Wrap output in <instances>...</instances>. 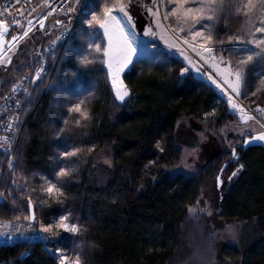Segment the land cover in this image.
Returning a JSON list of instances; mask_svg holds the SVG:
<instances>
[{
	"label": "trees",
	"instance_id": "obj_1",
	"mask_svg": "<svg viewBox=\"0 0 264 264\" xmlns=\"http://www.w3.org/2000/svg\"><path fill=\"white\" fill-rule=\"evenodd\" d=\"M99 2L78 0L75 23L51 72L50 85L45 92L42 85L37 87L32 95L34 104L21 129L15 162L6 174V190L11 195L5 192L0 199V220L23 222L31 197L34 205L45 202L35 208L36 222L53 223L54 218L68 214L70 222L80 226L79 231L75 235L45 233V242L0 244V264H59L57 247L80 264H264V146L243 147L244 136L232 135L228 129L239 120L225 101L192 74L179 79L183 65L172 57L132 66L123 74L131 99L126 104L114 101L100 55L94 58L95 48H87L99 34L94 25L89 35L84 20L92 13L101 19ZM48 22L11 47L0 58V65L9 67L16 59L22 64L31 49L55 40L59 29L71 20L67 15H52ZM236 26L233 22L231 30ZM213 31L222 35L228 30L221 22L213 25ZM224 40L227 46L226 36ZM83 59L89 64L84 65ZM258 69L250 67V81L258 82ZM27 70L26 64L5 77L0 97ZM72 72L75 76L69 78ZM252 90L255 95L246 94L242 103L264 108V90ZM79 100L84 101L87 118L75 112L65 117L68 104ZM182 120L190 122L191 130L216 141L217 149L194 171L169 174L164 166L182 165V157L190 151L176 136ZM61 126L66 139L55 137ZM71 147H79L81 152L66 184H58L64 192L63 203L58 204L41 190L46 187L41 176L55 182L59 150ZM233 147L236 160L231 156ZM102 157L111 166L98 164ZM7 159L0 150V168L6 170ZM238 165L243 167L223 183L217 205L219 218L230 224L215 226L207 209L216 204V177L228 178ZM26 185L35 191L25 190ZM190 207L196 211L189 212ZM230 226L235 238L227 231Z\"/></svg>",
	"mask_w": 264,
	"mask_h": 264
},
{
	"label": "snow or ice",
	"instance_id": "obj_2",
	"mask_svg": "<svg viewBox=\"0 0 264 264\" xmlns=\"http://www.w3.org/2000/svg\"><path fill=\"white\" fill-rule=\"evenodd\" d=\"M168 2L173 5L170 15L175 21L174 31L181 33L182 26H187V31L182 32L178 37V39L183 41L182 47L165 40V44H167L169 49H175L183 57L181 63L184 66L179 68V79H186L193 71L202 79L206 77L207 81H210L211 85H214L227 98V104L233 110V114L241 111V106L238 103L240 98L245 97L246 94L255 95V91L252 89L264 90L262 88L264 86V74H256L258 82L250 81L249 76L250 66L255 64L257 59L264 63V0H168ZM113 7L116 6L104 7L103 19H98L96 13H92L91 18L84 20V23L88 25L89 35H91V29L94 25H98L99 28L103 29L106 43L95 44V53L100 54L102 52L103 65L106 67L107 76L114 89V101L126 104L131 99V95L123 86L120 74L128 69L129 66L150 61L155 55L166 57V53H158L157 41L144 38L159 35L160 39H164V34L163 32L157 33L150 26H145V24L151 25V20L145 21L143 16L130 14L134 7L132 0H129L127 4L118 6V12L122 14L123 19L113 14ZM67 11L71 13L73 11L72 7H68ZM71 19L72 17L68 16V20L70 21ZM164 19H169V14L166 13ZM221 22H223L224 28L228 31H225L222 35L218 32L214 34L212 25L219 26ZM233 22L237 25L234 31L230 27ZM55 23L60 25L61 21L57 20ZM159 23V21H156L157 27H159ZM2 24L3 21H0V25ZM171 24L172 21L170 20ZM140 30H142L143 36L138 34ZM3 35V29L0 28V36ZM224 36L227 37V46H225ZM81 38H84L82 34ZM19 39V36H13L10 45ZM249 45L253 47H249ZM93 46L92 42H88L87 48L89 51L93 49ZM188 48L196 53L198 57L196 62H193L189 56L185 55V50ZM217 52L220 54L219 57L216 55ZM82 63L88 65L89 61L83 59ZM213 69L215 71H212ZM72 76H75V72L70 73L69 78ZM67 95H72V93H67ZM83 104V100L69 103L64 114L65 117L67 113L75 112L81 117L87 118L88 114L83 109ZM256 111L264 114V108L259 105L256 106ZM204 115L208 117L209 113ZM254 119L255 117L252 116H244L245 121ZM68 123L69 121L65 118L63 124L66 125ZM75 123L79 124L80 120H76ZM256 123H260V121H256ZM261 127L264 128V124H261ZM221 131L223 132V129ZM68 132H71L70 128ZM64 133L65 127L61 126L55 132V137L57 139H66L63 135ZM252 140L264 142V131H255L253 129L248 132L243 139V144L247 145ZM157 147L160 148L159 141L157 142ZM88 151L91 152L92 148H89ZM160 151L163 152V148H160ZM195 151L196 149L193 148L191 152L182 157L185 161L182 164L184 169L191 168V165L186 162L187 156L192 155ZM80 152L81 149L79 147L59 150L58 163L54 170L55 182L47 175L41 176L44 184H46V187L41 186V190L46 192L48 197L55 200L58 204L63 203L60 197L64 195L62 187L58 186V184H66L70 174L74 171ZM231 156L232 158L237 157L235 147L232 148ZM9 159L11 160V157ZM105 164L111 166V161L105 160ZM151 164H153V161L150 160L149 165ZM176 167L179 168L181 165ZM239 167L242 168L243 165ZM164 171L172 174L175 169L165 165ZM237 171H233L228 179L231 180L236 176ZM156 178L158 177L153 179L155 180ZM221 185L222 179L218 175L215 187L220 188ZM25 190L35 191L34 188H29L27 185ZM21 195H23V192H21ZM0 197H3L2 192H0ZM12 203L16 205L17 201L13 199ZM44 203V201H38L34 205L33 199L31 197L28 198L27 215L23 217L24 221L29 222L27 228L34 230L35 225L32 222L36 219L35 208ZM194 211L196 209L189 208V212ZM200 211H203V209H200ZM79 228L80 226L77 223L70 222L68 214L59 215L58 219L54 218L53 223L40 225L41 232L51 233L53 236L58 235L60 232H68L75 235L78 233ZM17 231L22 237L25 235L19 228H17ZM227 231L233 232V237L235 238V232L231 227ZM55 251L59 254L62 249L57 247ZM59 264H67L66 256L60 255ZM76 264H80L79 260H77Z\"/></svg>",
	"mask_w": 264,
	"mask_h": 264
},
{
	"label": "rangeland",
	"instance_id": "obj_3",
	"mask_svg": "<svg viewBox=\"0 0 264 264\" xmlns=\"http://www.w3.org/2000/svg\"><path fill=\"white\" fill-rule=\"evenodd\" d=\"M128 2H129V0H100L99 8L101 10V19H103L104 7H106V6L111 7L113 5L118 7L120 4H127ZM132 3L134 5V7L132 10V13H130V14H136V15L143 16L145 21H147V20L152 21L151 25L145 24L146 26H150L152 28V30L155 31V25L153 22V17H155V15H153V13H155V14L157 13L166 22L167 26L172 31H174L175 21H174V18L170 15L171 14V8L173 7V5L170 4L168 2V0H132ZM77 4H78V0H76V6H77ZM76 6H75V11H76ZM116 7H113V8H116ZM166 13L169 14V19H167V20L164 19V16ZM170 20L172 21L171 25H170ZM46 25H49V22ZM46 25H45V27H46ZM212 27H213V25H212ZM18 28L19 27H13L11 29V33L17 32V30H15V31H13V30L18 29ZM95 30L99 34V37L92 40L94 48H95V44L105 43L102 33L98 30V25H95ZM186 31H187V26L183 25L181 28V33L186 32ZM174 33L178 36L181 35V33H178L175 31H174ZM257 35H259V34H257ZM144 38L152 39L151 37H144ZM189 39H190V37H189ZM43 40L45 41L46 39H43ZM153 40L157 41V43H158V50H157L158 53L163 52V53H166L167 57H172L171 54H169L166 51V49L162 46V44L157 39L153 38ZM54 41L55 40H51L44 47H42V43L40 42L36 48L30 50L28 58L26 60L24 59L22 64L20 63V60H18V62H17V59H16L14 61L13 65H11L9 67L8 66L6 67L4 65H0V83L5 79V77L7 79L11 75L16 74L17 68H19L21 66L23 68L26 66V64L28 66L30 59H34V52L38 48L43 49V48L47 47L49 44L53 43ZM249 47H253V46L249 45ZM99 55L101 58V63H102V68H103L102 52L100 54L95 53L94 58L98 59ZM216 55H217V57H219L220 54L217 52ZM160 58H161L160 55H155V56H153V58L150 61L154 62ZM251 66H257L259 68L257 70V73L264 74V63H261L259 59H257L255 64H253ZM104 72L106 74V80H107L108 86L110 87V90H111V86L109 85L107 73L105 70H104ZM111 92H112V90H111ZM239 102L241 103V105L246 107V109L250 108L252 110L251 111L248 109L247 111H249L250 113L252 112L253 113L252 117H255V119L245 121V120L240 119L238 117V115L235 113L237 119L239 120V123H231L230 124V126L228 127L230 133H232V135H242L245 138V135L248 132L252 131L253 129L255 131H264V128L261 127V124H264V114L258 113L256 111V106L247 107L246 105H244L241 101V98L239 99ZM261 108H263V107H261ZM229 109H230V107H229ZM256 121H260V123H256ZM190 126H191L190 122H188L187 120H182L181 122H179L177 127H176V136L180 142H182L186 147H188L190 149L189 152H191L193 148L196 149V151L192 155L187 156L186 162L191 165V168L184 169L181 165V167H179V168H177V167L173 168V169H175V171L173 173L180 172V171L185 172V173L192 172L195 169H197L200 165H202L208 158L212 157L216 153V149H217L216 141L208 138L206 135H204L202 133H199L198 130H194V129L191 130ZM253 134H255V132H253ZM242 146L245 147V144L242 143ZM236 158H233V159L236 160ZM105 160H107V159L102 157L97 161V163L104 165V166H106V165L108 166V164H105ZM14 162H15V159H14L12 164H14ZM239 166L240 165H238L234 169V171H237L238 169L240 170ZM4 170L5 169L0 168V176L4 173ZM218 175L221 176L222 185L224 182L229 180L228 178L225 179L221 174H218ZM5 176L6 175L4 173V176H2V178H4ZM8 184H9V179L7 180L6 188H7ZM222 185H221V187H222ZM221 187L216 188L217 193H216V198H215V202H214L216 204H214L212 207L207 209L209 216H210V220H211L212 224L215 226L222 225V224H225V225L230 224L228 222H225V220H221L219 218V214H218L219 213V206H217V205L219 204V201H220L221 196H222L221 195ZM5 192H7L8 195H11L10 190L3 191L2 192L3 195ZM33 223L35 225L34 230L27 228L28 223L25 221L14 222V221L0 220V244H12V243H15L18 241H36V240H41L42 242H45V238H44L45 233L40 231V225L41 224L39 222H36V220ZM17 228H19L20 231H23L25 233V235L23 237L19 234V232L17 231ZM9 237H11V238H9ZM60 255H63V254L59 253L56 255L57 259H58V263H59ZM66 259H67V264H76V262H77L76 260H73V259L68 258V257H66Z\"/></svg>",
	"mask_w": 264,
	"mask_h": 264
},
{
	"label": "built area",
	"instance_id": "obj_4",
	"mask_svg": "<svg viewBox=\"0 0 264 264\" xmlns=\"http://www.w3.org/2000/svg\"><path fill=\"white\" fill-rule=\"evenodd\" d=\"M75 6L76 0H0L2 25L8 30L19 27L23 34L51 15L72 17L70 24L56 33L54 43L34 52V59H30L27 72L0 97V150L8 158L5 175L11 170L21 129L34 104L32 95L36 94V88L41 85L42 92L49 87L51 72L71 35L75 23ZM68 7H72L71 13L67 11ZM6 35L4 32L3 36ZM7 180V176H0V192L6 190Z\"/></svg>",
	"mask_w": 264,
	"mask_h": 264
},
{
	"label": "bare ground",
	"instance_id": "obj_5",
	"mask_svg": "<svg viewBox=\"0 0 264 264\" xmlns=\"http://www.w3.org/2000/svg\"><path fill=\"white\" fill-rule=\"evenodd\" d=\"M113 14L114 15H118V18H120V19H123V16H122V14H120L119 12H118V7H116V8H113ZM153 15H155V17H153V22H154V25H155V31L157 32V33H161V32H163V34H164V39H160V36L159 35H157L156 37H151L152 39L154 38V39H157L161 44H162V46L166 49V51L169 53V54H171V56H174V57H176V58H178L179 60H183V57H181L180 55H179V53L175 50V49H169L168 48V46H167V44H165V40H168L169 42H171V43H175V44H177V46H183V41H182V39H178V35H176L175 33H174V31H172L168 26H167V24H166V22L161 18V16L159 15V14H155V13H153ZM156 21H159L160 23H159V27H157V24H156ZM100 29V32L102 33V35H103V29H101V28H99ZM138 34H140V33H138ZM141 35V34H140ZM104 37V36H103ZM146 39V38H145ZM104 42L106 43V40H105V38H104ZM185 55H187V56H189L192 60H193V62H196L197 60H198V57H197V55H196V53L195 52H193V51H191V49L190 48H188V49H186L185 50ZM106 68V67H105ZM212 71H215L214 69L212 70ZM106 73H107V70H106ZM196 77H199V78H201L197 73H195L194 71L192 72ZM120 78H121V80H123V72L120 74ZM202 79V78H201ZM108 80H109V85L111 86V89H112V91H113V93H114V89H113V86H112V84H111V81H110V79L108 78ZM203 80L204 81H206L208 84H210L211 85V82L210 81H207V79H206V77L205 78H203ZM119 86V85H118ZM123 86L127 89V87H126V85L124 84V81H123ZM212 87L215 89V91L218 93V94H220V95H222L223 96V94L221 93V91L220 90H218V89H216L215 88V86L214 85H212ZM223 99L227 102V98L225 97V96H223ZM238 103L240 104V106H241V111H237V112H235L237 115H238V117L240 118V119H242V120H244V116L245 115H247V116H252L253 115V113L251 112H249V111H247L248 109H246V107H244L243 105H241V103L239 102V100H238ZM229 106V105H228ZM230 110L231 111H233L231 108H230ZM249 110H251V109H249ZM252 111V110H251ZM253 141H257V142H262V141H259V140H253Z\"/></svg>",
	"mask_w": 264,
	"mask_h": 264
},
{
	"label": "water",
	"instance_id": "obj_6",
	"mask_svg": "<svg viewBox=\"0 0 264 264\" xmlns=\"http://www.w3.org/2000/svg\"><path fill=\"white\" fill-rule=\"evenodd\" d=\"M45 23H46V21L45 20H43L40 24H39V28H43L44 26H45ZM146 26V25H145ZM0 28H2L3 29V32L4 31H6V26L5 25H0ZM142 36H143V32H142V30H140V32H139ZM13 36H19L20 37V39H22V34L21 33H18V32H16V33H14V34H12V35H10L8 38H5V37H3V36H0V58L11 48V47H13L14 46V44H16L19 40H17L15 43H13V44H11L10 45V42H11V40H12V37ZM174 59H176V60H178L180 63H181V60H179L178 58H176V57H174V56H172ZM182 65L184 66V64L182 63ZM131 67L132 66H129V68L128 69H126L124 72H123V74L125 73V72H127V71H129L130 69H131ZM103 69L106 71V68H105V66L103 65ZM192 74V76L194 77V78H196V79H198V80H200V81H202V82H204L205 84H207L208 86H210L214 91H215V89L212 87V85H210V84H208L206 81H204L203 79H201V78H199V77H196L193 73H191ZM124 81V80H123ZM125 84V83H124ZM126 85V84H125ZM112 90V89H111ZM127 90L129 91V89L127 88ZM113 92V91H112ZM130 93V92H129ZM215 93L221 98V99H223V96L222 95H220V94H218L216 91H215ZM114 94V93H113ZM224 100V99H223ZM225 101V100H224ZM117 102V101H116ZM117 103H120V102H117ZM225 103L227 104V102L225 101ZM227 106H228V104H227ZM248 109H250V108H248ZM228 110H229V112L230 113H232L233 114V111H231L230 109H229V106H228ZM235 116H236V114H234ZM254 144H258V145H263L264 146V142H254L253 140L249 143V144H247V145H245V147H247V146H249V145H254ZM27 208V207H26Z\"/></svg>",
	"mask_w": 264,
	"mask_h": 264
}]
</instances>
